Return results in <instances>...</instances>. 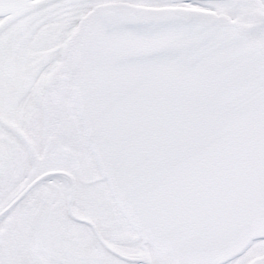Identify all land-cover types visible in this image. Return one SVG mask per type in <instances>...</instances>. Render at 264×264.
Returning a JSON list of instances; mask_svg holds the SVG:
<instances>
[{"label":"snow or ice","instance_id":"1","mask_svg":"<svg viewBox=\"0 0 264 264\" xmlns=\"http://www.w3.org/2000/svg\"><path fill=\"white\" fill-rule=\"evenodd\" d=\"M0 264H264V0H0Z\"/></svg>","mask_w":264,"mask_h":264}]
</instances>
